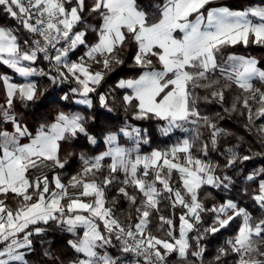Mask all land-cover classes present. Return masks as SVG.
<instances>
[{
	"label": "snow or ice",
	"instance_id": "snow-or-ice-1",
	"mask_svg": "<svg viewBox=\"0 0 264 264\" xmlns=\"http://www.w3.org/2000/svg\"><path fill=\"white\" fill-rule=\"evenodd\" d=\"M214 2L0 0V15L19 25L0 24V65L23 78L0 74V264H30L36 238L48 229L70 234L67 264H264V167L244 172L264 151L222 147L233 136L218 123L224 115L201 109L216 104L242 118L264 147V65L251 55L224 53L264 48V0L242 10L210 7ZM40 59L48 71L35 66ZM125 65L135 74L100 91ZM33 77L74 84L59 101L82 107L30 130L16 105L44 96ZM233 88L239 92L229 102ZM117 101L124 113L119 126L106 115ZM134 122H156L165 137L185 135L142 154L148 130ZM81 138L104 150L62 158V145ZM213 153L222 161L211 159ZM72 158L78 169L64 182ZM236 173L245 182L240 195L208 206L204 189L231 192ZM121 200L134 209L127 223L116 215ZM165 202L170 216L163 214ZM225 233L206 262L205 242ZM44 255L50 256L47 249Z\"/></svg>",
	"mask_w": 264,
	"mask_h": 264
},
{
	"label": "trees",
	"instance_id": "trees-1",
	"mask_svg": "<svg viewBox=\"0 0 264 264\" xmlns=\"http://www.w3.org/2000/svg\"><path fill=\"white\" fill-rule=\"evenodd\" d=\"M259 3L260 0H215L214 4L210 5V7L217 5H226L231 8H245L250 4L255 5ZM0 24L19 29V25H17L14 21H12L10 18L4 15H0ZM18 34L21 36L22 39L27 38V34L24 33L22 29H20ZM89 39H91V37H89ZM82 52L83 49H80L74 55H72L71 58L74 59L77 55L82 54ZM229 52L254 56L261 61L262 65H264V48L258 46H250L248 48H243L241 46H238L236 48H227L224 50L225 55ZM128 63H131L130 59L128 60ZM35 66L38 68H43L45 71H48L50 67L48 62L44 61L43 59H40ZM0 74L13 75L12 76L13 79H18V77L13 74L12 70L8 69L6 66L3 65H0ZM133 74H135L134 70L129 69L127 65L123 66L121 69H118L116 73L112 74L108 78V80L104 84V87L101 88L100 91L106 89L109 86V84L114 83L115 80L118 79L120 76H124V75L131 76ZM37 83L42 91L46 90L44 96L41 97L35 104H29L27 107H22L21 105H19V103H17L16 105V110L22 114L23 122L28 125L30 130L35 131V129L39 126V124L50 122L55 116V114L59 111L79 110L82 107L77 105H69L68 107H65V102L59 101V97L62 96L64 92H67L70 87L75 86L74 84L65 83L58 86H53L50 84L47 78H42V77H39L37 79ZM256 86L260 87L261 85L257 83ZM238 92L239 90L235 88L227 92L226 93L227 100L230 102L232 98L238 94ZM200 94L201 95L204 94L203 90H200ZM3 99H4L3 90L2 87H0V103H3ZM201 109L205 114L208 115H214L217 112H220L222 115H224V119L219 120L218 123L220 124L221 127L231 131L233 133V136L228 140L227 145H222V147L231 146V145H240L239 150L242 153H248V154H251V152L264 151V147H262L259 143L256 142V136L254 135V133H250L244 127V121L242 118L235 115L232 117H228L227 114L223 113L222 108L216 104L204 105L202 103ZM106 115L110 117L111 124H114L115 126H119L121 124V122L124 119V113L119 106V101L115 103L114 111ZM103 123H104V117L102 116L95 130L98 131L99 127ZM134 123H137L141 127L148 130L149 143L142 145L141 148L142 152H150L154 148H158L161 150L167 149L169 146L175 143L178 138L185 135V133L176 131L174 134L165 137L158 132L156 122H134ZM8 127H10V125ZM205 135H207V133H205ZM239 138H243V139H239ZM104 147L105 146L102 143H98V145L96 146H86V142L83 140V138H81L80 140H77L72 144H68V143L63 144L61 150V156L63 158L67 156L69 152L74 151L79 153V151L81 150L88 151L89 149H91L90 154H94L95 152L103 151ZM249 149H251V152H249ZM211 159H213L214 161L215 160L222 161L223 157H220L218 154L213 153ZM260 167H264V157H256L252 161H249L244 166V172L245 173L250 172L253 169H257ZM77 169H78V161L75 158L70 159L68 165L65 167L64 170H62V178L64 182H67L68 177L74 174ZM49 175H51V173ZM241 175H242L241 173H236L238 182L236 183L234 189L231 192H224L221 190H215L206 187L204 191L201 193V198L206 200L208 206H211L213 203L222 202V200L227 197H233V198L238 197L240 195V190L244 187L245 184V182L240 178ZM108 195L109 198L115 195V187H113V189L108 193ZM242 203L247 204L248 203L247 199L243 200ZM251 210L254 212V214L258 215V213H256L254 209ZM130 211L134 216L135 215L134 209H129L127 203H125L123 200H121V202L116 207V215L124 223L128 222V214ZM162 211L163 214L166 216H170L172 214L171 211L166 207V202L165 205H162ZM176 213L177 214L179 213V209L176 210ZM157 224H158V220L155 217H153L152 230L154 232L156 231ZM157 234L163 235L162 233H157ZM226 235L227 233L221 235L218 239H211L210 241L205 242L207 247V253L205 257L206 262L212 259L213 255L215 254L216 247L218 246L219 242L225 238ZM68 238H71L70 234L63 233L58 230L48 229L44 234L43 240H41L40 238H36V250L35 252H33L28 256V259L30 260V264H57V262H55L54 260L55 257H60L62 260H64L66 264L67 260L72 255L71 251L68 250L66 247V240ZM45 249H47V251L50 253V256L44 255Z\"/></svg>",
	"mask_w": 264,
	"mask_h": 264
},
{
	"label": "crops",
	"instance_id": "crops-1",
	"mask_svg": "<svg viewBox=\"0 0 264 264\" xmlns=\"http://www.w3.org/2000/svg\"><path fill=\"white\" fill-rule=\"evenodd\" d=\"M218 6H221V5H217V6H211V7H218ZM231 8V7H230ZM232 9H234V10H242L243 8H232ZM79 55H81V54H79ZM79 55H77V56H79ZM242 55V54H241ZM76 56V57H77ZM76 57L74 58V59H76ZM14 75H16L15 73H13ZM11 78H12V80L14 81V82H23V78H21V77H18L17 75V77H18V79H13V75H9ZM39 77H33V78H30V79H33V80H35L36 82H37V79H38ZM11 127V126H10ZM10 127H9V130H10ZM67 264V263H66Z\"/></svg>",
	"mask_w": 264,
	"mask_h": 264
},
{
	"label": "rangeland",
	"instance_id": "rangeland-1",
	"mask_svg": "<svg viewBox=\"0 0 264 264\" xmlns=\"http://www.w3.org/2000/svg\"><path fill=\"white\" fill-rule=\"evenodd\" d=\"M177 131H180V130H177ZM180 132H181V131H180ZM141 152H142V151H141ZM143 153H148V152H142V154H143Z\"/></svg>",
	"mask_w": 264,
	"mask_h": 264
}]
</instances>
